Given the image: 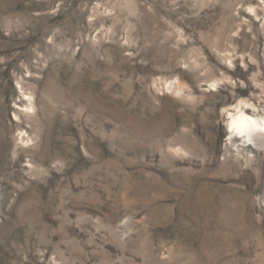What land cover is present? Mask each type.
<instances>
[{
	"label": "rangeland",
	"instance_id": "374dc122",
	"mask_svg": "<svg viewBox=\"0 0 264 264\" xmlns=\"http://www.w3.org/2000/svg\"><path fill=\"white\" fill-rule=\"evenodd\" d=\"M242 113L264 0H0V264H264Z\"/></svg>",
	"mask_w": 264,
	"mask_h": 264
},
{
	"label": "bare ground",
	"instance_id": "6f19581e",
	"mask_svg": "<svg viewBox=\"0 0 264 264\" xmlns=\"http://www.w3.org/2000/svg\"><path fill=\"white\" fill-rule=\"evenodd\" d=\"M231 129V141L236 147L260 152V139L257 137L264 133V121L242 113L233 117ZM229 126V127H230Z\"/></svg>",
	"mask_w": 264,
	"mask_h": 264
}]
</instances>
